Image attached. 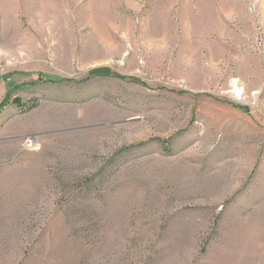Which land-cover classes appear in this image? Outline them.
<instances>
[{"label":"rangeland","instance_id":"obj_1","mask_svg":"<svg viewBox=\"0 0 264 264\" xmlns=\"http://www.w3.org/2000/svg\"><path fill=\"white\" fill-rule=\"evenodd\" d=\"M255 1L0 0V264H264Z\"/></svg>","mask_w":264,"mask_h":264},{"label":"built area","instance_id":"obj_2","mask_svg":"<svg viewBox=\"0 0 264 264\" xmlns=\"http://www.w3.org/2000/svg\"><path fill=\"white\" fill-rule=\"evenodd\" d=\"M264 0H256L255 3L261 4ZM245 89L242 87L238 81H235L234 86L232 88L231 94L233 96V99L237 102H242L245 99ZM33 144V141L29 142L28 146H31Z\"/></svg>","mask_w":264,"mask_h":264},{"label":"water","instance_id":"obj_3","mask_svg":"<svg viewBox=\"0 0 264 264\" xmlns=\"http://www.w3.org/2000/svg\"><path fill=\"white\" fill-rule=\"evenodd\" d=\"M15 104H18L19 103V100H17V99H15V102H14Z\"/></svg>","mask_w":264,"mask_h":264}]
</instances>
